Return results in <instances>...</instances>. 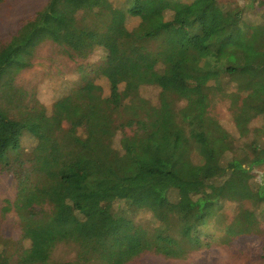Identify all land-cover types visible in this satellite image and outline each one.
Instances as JSON below:
<instances>
[{
  "label": "trees",
  "instance_id": "obj_1",
  "mask_svg": "<svg viewBox=\"0 0 264 264\" xmlns=\"http://www.w3.org/2000/svg\"><path fill=\"white\" fill-rule=\"evenodd\" d=\"M217 9L221 16L211 21ZM127 11L140 15L131 30ZM243 12L221 9L218 0H132L125 8L110 0H48L0 42V167L14 171L23 136L35 140L30 173L14 171L27 187L0 206L1 218L16 215L27 247L1 241L0 264H128L148 252L183 259L204 246L200 228L208 220L224 223L217 208L226 201L254 208L224 224L226 240L256 231L264 182H253L251 172L264 165V149L240 142L209 114L215 99L229 102L239 122L264 112V20L249 25ZM86 37L92 41L84 45ZM45 41L71 58L101 42L106 55L97 73L109 94L86 79L48 110L18 88L16 77ZM145 86L161 90L157 104L143 97ZM133 123L145 131L127 134ZM52 194L65 200L53 203ZM116 202L149 212L152 226L108 239L103 226L122 218L106 209ZM60 244L74 247L73 261L53 260Z\"/></svg>",
  "mask_w": 264,
  "mask_h": 264
},
{
  "label": "rangeland",
  "instance_id": "obj_2",
  "mask_svg": "<svg viewBox=\"0 0 264 264\" xmlns=\"http://www.w3.org/2000/svg\"><path fill=\"white\" fill-rule=\"evenodd\" d=\"M114 7L125 8L129 1L132 0H110ZM181 2L191 3L194 0H180ZM48 0H5L0 2V42L9 41L12 36L16 35L24 23L32 20L35 15L42 10ZM221 9L229 7H240L244 10V20L249 25L262 23L264 20V0H218ZM147 12L149 9H145ZM128 13V11H127ZM166 20L171 21L174 18L173 12H166ZM221 16L219 9L209 14V19L215 20ZM140 22L138 17L128 13L126 29L131 30ZM84 45L92 41L91 38L83 39ZM84 45L78 46L83 48ZM101 42L96 43L91 51H85V57L77 55L71 58L64 49L51 41L43 42L36 49L31 62L32 66L21 71L16 77L15 85L29 93L30 97L39 101L48 110H51L53 104L60 98L69 95L72 90L82 84L86 79L94 80L96 84L104 89V94H109V87L106 79L97 73L98 66L103 62L106 51L102 48ZM73 52V51H72ZM230 91L234 86L227 87ZM161 90L153 86H145L141 89L143 97L153 104L159 102ZM214 99V98H213ZM209 114L230 133L231 136L240 140L242 143L251 144L256 142L257 145L264 149V112L258 115L254 120L244 123L234 120L230 111L229 102L215 99L211 101ZM142 123H133L126 130L127 134L135 131H145ZM82 132V131H81ZM35 145V140L29 135L22 138V155L20 162L12 165L13 170L17 173H30L33 161L31 160V149ZM264 158V154L260 156ZM227 158H230L227 156ZM21 164L22 166L18 165ZM205 169V168H202ZM206 170V169H205ZM10 171L0 167V206L5 201L14 202L21 196L24 188L27 187L28 181L20 185ZM210 171H212L210 169ZM215 175L221 173L220 167L213 170ZM253 182L261 184L264 182V165L257 166L251 172ZM210 173H208V176ZM172 200L176 196L172 195ZM50 200L53 203H59L65 200L63 195L52 194ZM113 207L114 212L119 214V222L107 223L103 230L108 234V239L120 237L135 226L148 228L152 223V217L149 212L131 208L125 202H116L107 206V210ZM50 206H45L44 210H49ZM253 210L250 202H222L217 208L219 220L224 223L220 224L217 218L207 221V224L200 228L201 240L204 246L201 249L190 252L183 259H172L154 253H145L128 264H264L263 244H264V204L255 210L257 216V229L254 233L235 236L227 241L226 224L234 221L238 213L242 210ZM67 210L75 217H78L75 211L67 207ZM68 213V214H70ZM8 238L18 241L19 247H27V243L21 241V230L18 226L16 215L11 212L5 218L0 216V242ZM21 241V242H20ZM76 251L73 246L60 244L53 252V260L57 262L73 261Z\"/></svg>",
  "mask_w": 264,
  "mask_h": 264
}]
</instances>
